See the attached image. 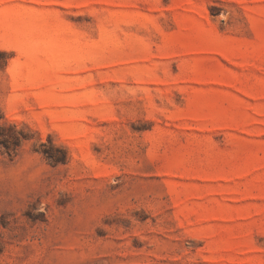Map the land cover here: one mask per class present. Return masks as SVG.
Instances as JSON below:
<instances>
[{"label":"rangeland","instance_id":"374dc122","mask_svg":"<svg viewBox=\"0 0 264 264\" xmlns=\"http://www.w3.org/2000/svg\"><path fill=\"white\" fill-rule=\"evenodd\" d=\"M0 264H264V0H0Z\"/></svg>","mask_w":264,"mask_h":264}]
</instances>
